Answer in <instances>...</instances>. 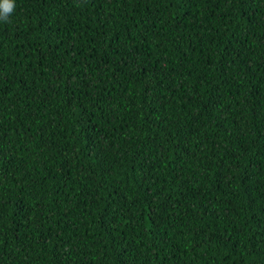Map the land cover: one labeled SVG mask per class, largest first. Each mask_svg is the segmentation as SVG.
<instances>
[{"label": "trees", "instance_id": "16d2710c", "mask_svg": "<svg viewBox=\"0 0 264 264\" xmlns=\"http://www.w3.org/2000/svg\"><path fill=\"white\" fill-rule=\"evenodd\" d=\"M14 3L0 264H264V0Z\"/></svg>", "mask_w": 264, "mask_h": 264}, {"label": "clouds", "instance_id": "9594fccd", "mask_svg": "<svg viewBox=\"0 0 264 264\" xmlns=\"http://www.w3.org/2000/svg\"><path fill=\"white\" fill-rule=\"evenodd\" d=\"M15 7L14 0H0V21L7 22Z\"/></svg>", "mask_w": 264, "mask_h": 264}]
</instances>
